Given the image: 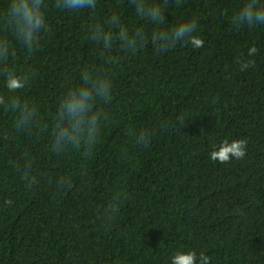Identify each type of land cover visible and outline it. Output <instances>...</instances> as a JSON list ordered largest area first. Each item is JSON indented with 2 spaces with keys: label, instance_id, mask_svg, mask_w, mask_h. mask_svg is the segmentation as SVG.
I'll list each match as a JSON object with an SVG mask.
<instances>
[{
  "label": "trees",
  "instance_id": "obj_1",
  "mask_svg": "<svg viewBox=\"0 0 264 264\" xmlns=\"http://www.w3.org/2000/svg\"><path fill=\"white\" fill-rule=\"evenodd\" d=\"M155 2L167 11L161 27L195 21L203 47L117 45L118 64H105L91 23L114 11L129 29L154 28L128 0H99L95 13L50 0L37 49L10 40L37 122L18 129L0 106V264H171L177 251H195L197 264L201 253L209 264H264V25L233 24L245 0ZM84 68L109 71L111 99L97 103L107 119L87 154H57L53 116ZM225 140L246 141V155L210 160Z\"/></svg>",
  "mask_w": 264,
  "mask_h": 264
},
{
  "label": "clouds",
  "instance_id": "obj_2",
  "mask_svg": "<svg viewBox=\"0 0 264 264\" xmlns=\"http://www.w3.org/2000/svg\"><path fill=\"white\" fill-rule=\"evenodd\" d=\"M54 6L69 13H95L99 0H51ZM168 0H164L167 4ZM177 3L180 0H176ZM50 0H6L0 8V77H3L7 94L0 93V106L17 115L16 127L29 129L37 121V110L33 104L22 99L20 91L26 87L29 74L18 73L10 60L15 58V50L10 40L32 54L38 47L43 34L49 30L47 9ZM136 16L154 26L151 32L143 27L129 29L121 21L117 12H111L103 20L91 23L87 28L88 39L101 46L104 63L115 66L119 57L113 54L117 45L120 52H135L151 46L156 53H163L181 42L191 44L194 48L203 47V40L193 35L197 30L195 21L176 24L172 28L161 27L167 22L166 8L155 0H128ZM234 25H264V3L261 0H245L243 6L233 16ZM257 49L252 47L248 54L254 55ZM243 67H247L244 65ZM113 81L109 71L92 73L87 68L81 70V82L64 91L58 101L53 116L51 150L57 154L67 150L85 149L87 154L99 138L101 122L106 120L105 113L97 108L99 100L107 103L111 99ZM149 134L141 131L137 143H147ZM246 155V141L225 140L218 150L209 153V159L220 164L231 158L242 159ZM209 257L203 253L199 264H209ZM195 251L187 253L177 251L171 257V264H197Z\"/></svg>",
  "mask_w": 264,
  "mask_h": 264
}]
</instances>
